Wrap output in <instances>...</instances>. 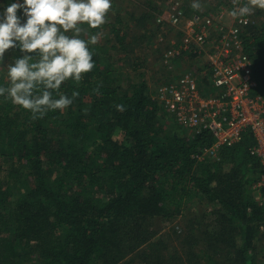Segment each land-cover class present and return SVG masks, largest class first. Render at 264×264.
Returning <instances> with one entry per match:
<instances>
[{"label":"trees","instance_id":"16d2710c","mask_svg":"<svg viewBox=\"0 0 264 264\" xmlns=\"http://www.w3.org/2000/svg\"><path fill=\"white\" fill-rule=\"evenodd\" d=\"M150 2L125 14L142 30L152 18L143 34L154 36L170 26H155ZM263 10L250 14L243 37L264 95ZM118 12L99 29L84 26V38L100 32L96 65L79 84L62 85L79 92L69 108L33 119L0 98V264H260L264 188L252 132L222 147L219 160H198L212 133L189 134L153 99L147 73H138L144 55L130 69L103 55L132 53L146 39ZM5 73L0 65L2 83ZM161 219L177 220L181 232L164 238Z\"/></svg>","mask_w":264,"mask_h":264},{"label":"built area","instance_id":"2783aa9c","mask_svg":"<svg viewBox=\"0 0 264 264\" xmlns=\"http://www.w3.org/2000/svg\"><path fill=\"white\" fill-rule=\"evenodd\" d=\"M168 4L157 22H166L179 37L161 53L167 72L153 90V99L189 134L212 133L214 143L203 149L201 161L219 160L222 147L233 146L251 131L255 143L250 151L261 164L256 186L264 188V95L257 90L243 37L253 19L229 15L225 20L226 13L187 15L181 0ZM183 60L188 67L178 70Z\"/></svg>","mask_w":264,"mask_h":264},{"label":"clouds","instance_id":"9594fccd","mask_svg":"<svg viewBox=\"0 0 264 264\" xmlns=\"http://www.w3.org/2000/svg\"><path fill=\"white\" fill-rule=\"evenodd\" d=\"M112 7L113 0H7L6 5L0 0V65L7 79L0 82V98L33 119L73 105L79 92L69 95L62 85L79 84L94 69L91 46L100 38V32L84 38V26L99 29ZM192 7L200 4L194 0ZM256 8L264 9V0H248L231 16L243 18ZM116 107L123 110V105Z\"/></svg>","mask_w":264,"mask_h":264},{"label":"rangeland","instance_id":"374dc122","mask_svg":"<svg viewBox=\"0 0 264 264\" xmlns=\"http://www.w3.org/2000/svg\"><path fill=\"white\" fill-rule=\"evenodd\" d=\"M141 2H144V0H140ZM173 0H153V3L150 2L152 5L150 12L154 13V16H157L161 13L159 11L154 10L153 8H160L162 10H166V8H169L168 2ZM194 0H181L182 5L184 6V10L187 15H192L194 12L192 4ZM200 4V7L198 8L200 11L205 13H212V14H227L225 16V20H228L229 15H231V11L244 5L245 3H248V0H196ZM222 2V3H221ZM134 5H140L139 0H113V7L110 10L107 18V22H114L115 20V14L114 12L120 11L118 13H122L124 16V22L126 24L131 23L130 26L131 31L133 32L134 36L135 34L140 36L143 34L144 30L147 29L148 31H151L153 29V22L152 18L147 23V26H145V29H140L141 27H138L136 22H132L130 19H128V16L125 14L127 11H132L134 9ZM159 7H155V6ZM142 7V6H141ZM143 8V7H142ZM159 9V10H160ZM259 10H263L260 8H256L252 14L255 13V15H261L258 13ZM188 12V13H187ZM264 12V10L262 11ZM252 19L254 17H251ZM259 18V17H258ZM157 19V18H156ZM255 20V19H254ZM106 22V23H107ZM155 26L157 25V20L155 22ZM123 25H119L117 27H122ZM107 34V28L102 30V34ZM146 39L142 42V39L138 40V43L134 45L133 52L130 53V50L128 48L127 51H121L117 52L115 51V48H111L106 54H103L105 57H110L109 62L113 63L115 61L119 66H125L127 69L132 68L135 65V62H141V57H143V62H145L146 67L139 68V72L145 71L147 73V81H149V84L153 90L156 88L158 82L162 79L160 78L164 74V68L161 65V61L156 60V56L159 53L158 56L161 57L162 51L168 46L169 43H171L172 40H175L177 37H179V32L172 28V27H158L157 33L152 36L150 32H146L145 34ZM87 36V35H86ZM129 38V37H128ZM104 40V39H103ZM128 41H131V39H128ZM108 50V49H107ZM109 52L113 55V58L110 56ZM161 52V53H160ZM129 53L130 58L127 57V54ZM186 61H180L178 70H183L185 67H188ZM137 77V75H136ZM139 80V79H138ZM255 191H259L256 189ZM198 206V204H196ZM181 223L177 220L173 221H165V220H159L156 223L157 229L160 231L161 235L164 238H168L171 235H174L176 233H180L182 230ZM263 226V225H262ZM261 226V230H262ZM172 239L174 240V236H172ZM177 243V242H175ZM260 264H264V261L261 260Z\"/></svg>","mask_w":264,"mask_h":264},{"label":"crops","instance_id":"0c3cea01","mask_svg":"<svg viewBox=\"0 0 264 264\" xmlns=\"http://www.w3.org/2000/svg\"><path fill=\"white\" fill-rule=\"evenodd\" d=\"M190 66V65H189ZM151 89H153V88H151Z\"/></svg>","mask_w":264,"mask_h":264}]
</instances>
